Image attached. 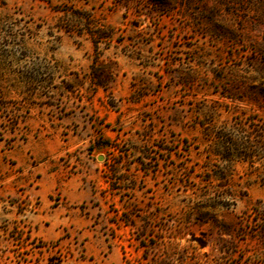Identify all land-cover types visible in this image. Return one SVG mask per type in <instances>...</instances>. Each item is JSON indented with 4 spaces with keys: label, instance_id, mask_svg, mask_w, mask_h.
Masks as SVG:
<instances>
[{
    "label": "rangeland",
    "instance_id": "obj_1",
    "mask_svg": "<svg viewBox=\"0 0 264 264\" xmlns=\"http://www.w3.org/2000/svg\"><path fill=\"white\" fill-rule=\"evenodd\" d=\"M0 264H264V0H0Z\"/></svg>",
    "mask_w": 264,
    "mask_h": 264
},
{
    "label": "crops",
    "instance_id": "obj_2",
    "mask_svg": "<svg viewBox=\"0 0 264 264\" xmlns=\"http://www.w3.org/2000/svg\"><path fill=\"white\" fill-rule=\"evenodd\" d=\"M46 145L49 146V154L53 155L52 147L54 145V142H46ZM44 179V194H49L51 192L50 190L56 188L60 183L59 179L54 175V173L46 175V178ZM63 189L70 203L68 205L59 204L56 208H54L55 228H61L63 225L74 222L73 220L70 221L72 210H70L68 206H70L72 203L86 202L88 200H91L94 195L93 190L89 186H87V183L85 181H79L75 178H71L68 181L64 182ZM86 221L87 220H84V222Z\"/></svg>",
    "mask_w": 264,
    "mask_h": 264
}]
</instances>
